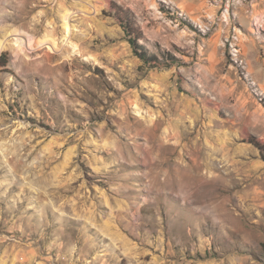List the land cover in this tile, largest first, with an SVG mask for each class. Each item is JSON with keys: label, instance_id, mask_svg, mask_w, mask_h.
Instances as JSON below:
<instances>
[{"label": "rangeland", "instance_id": "obj_1", "mask_svg": "<svg viewBox=\"0 0 264 264\" xmlns=\"http://www.w3.org/2000/svg\"><path fill=\"white\" fill-rule=\"evenodd\" d=\"M259 17L0 0V264H264Z\"/></svg>", "mask_w": 264, "mask_h": 264}, {"label": "bare ground", "instance_id": "obj_2", "mask_svg": "<svg viewBox=\"0 0 264 264\" xmlns=\"http://www.w3.org/2000/svg\"><path fill=\"white\" fill-rule=\"evenodd\" d=\"M252 13H251V16H250V18H252L253 19V16L255 15L256 17L257 16H260L259 15V13H258V11H256L255 10V6L254 5H252ZM69 12V11H68ZM228 16V15H227ZM249 17V16H248ZM264 18V17H263ZM262 17H259V18H256L255 19V21H256V23L254 22L253 23V25L255 26H260V27H263L264 28V19H263ZM20 31V30H19ZM15 32V31H14ZM21 36V35H20ZM19 35L18 36H16V39H15V43L17 44V46L20 48V49H22L23 47H22V45L23 44H26V43H28L29 45V48H35V44L33 43V41L30 39V37L28 38V40H27V42H23L22 41V39H21V37H20ZM40 43H42V42H39L38 43V45L40 44ZM56 44V43H55ZM43 45V44H42ZM56 46V45H55ZM25 47H27V45H25ZM24 47V48H25ZM139 123V122H138ZM132 127V126H131ZM153 131V130H152ZM170 131H171V129H170ZM169 132V131H168ZM174 133V132H173ZM176 134V133H175ZM170 135V134H169ZM171 135H173L172 133H171ZM160 136V135H159ZM176 137H177V135H176ZM151 138V137H150ZM152 139V138H151ZM162 139V138H161ZM147 142V141H146ZM152 145V144H151ZM159 145V144H158ZM161 146V145H160ZM165 147V146H164ZM154 181V180H153ZM160 183V182H159ZM159 187V186H158ZM179 188V187H178ZM220 212V211H219Z\"/></svg>", "mask_w": 264, "mask_h": 264}, {"label": "trees", "instance_id": "obj_3", "mask_svg": "<svg viewBox=\"0 0 264 264\" xmlns=\"http://www.w3.org/2000/svg\"><path fill=\"white\" fill-rule=\"evenodd\" d=\"M133 43H134L135 45H137L136 42H133ZM253 143H255V145H258L256 142H253Z\"/></svg>", "mask_w": 264, "mask_h": 264}]
</instances>
